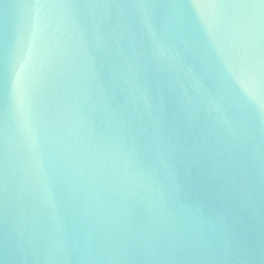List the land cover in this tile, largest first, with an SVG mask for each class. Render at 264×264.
Returning <instances> with one entry per match:
<instances>
[{
	"label": "water",
	"instance_id": "water-1",
	"mask_svg": "<svg viewBox=\"0 0 264 264\" xmlns=\"http://www.w3.org/2000/svg\"><path fill=\"white\" fill-rule=\"evenodd\" d=\"M0 264H264V0H0Z\"/></svg>",
	"mask_w": 264,
	"mask_h": 264
}]
</instances>
